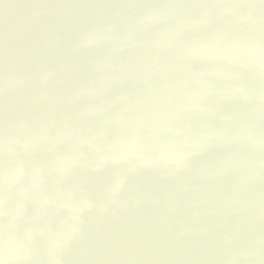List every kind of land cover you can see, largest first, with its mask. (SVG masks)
<instances>
[{
    "label": "water",
    "instance_id": "1",
    "mask_svg": "<svg viewBox=\"0 0 264 264\" xmlns=\"http://www.w3.org/2000/svg\"><path fill=\"white\" fill-rule=\"evenodd\" d=\"M0 264H264V0H0Z\"/></svg>",
    "mask_w": 264,
    "mask_h": 264
}]
</instances>
